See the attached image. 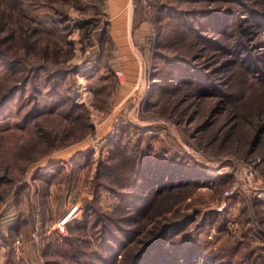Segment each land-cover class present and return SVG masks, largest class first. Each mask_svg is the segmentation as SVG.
<instances>
[{
    "label": "rangeland",
    "instance_id": "374dc122",
    "mask_svg": "<svg viewBox=\"0 0 264 264\" xmlns=\"http://www.w3.org/2000/svg\"><path fill=\"white\" fill-rule=\"evenodd\" d=\"M100 1L2 2L7 21L5 31L0 33L1 51L5 53L0 58V87L6 91L11 84L22 80L20 77L29 73V69L42 68L30 72L35 75V87L33 80H28L23 94L0 112V264H47L52 258L64 264H98L99 260L89 255L99 245L103 226L112 224L110 218L118 220L120 211L116 205L120 199L103 189L96 193L94 182L101 180L115 189L129 183L127 176L115 179L105 176L108 170L99 171V163L102 159L109 165L112 158L125 160L122 155L125 148L128 154L138 156L147 146L168 158L172 154L185 156L194 168L203 170L213 181L212 186L183 187L178 195L159 203L155 207L158 215L155 220L194 216L186 224L190 234L186 241L201 243L200 249L210 254L213 262L217 259L234 264L240 261L264 264V199L239 193L234 176L240 165L254 164L264 178L263 143L253 147L252 140L247 139L250 137L244 134L245 129L242 134H228L231 123L221 128L226 117L211 112L217 102L226 106L223 95L227 89L236 97L232 101L238 102V97L245 95L246 104L252 105L261 98L259 90L264 83L258 78L264 75V30L256 27L257 33L248 39L250 44L245 49L246 56L251 58L238 64L241 51H237L236 41L239 39L231 40L227 48L206 50L205 41L181 40L185 37L175 35L176 39L164 40L167 46L161 48L157 4L167 2L180 8H186L187 4L184 0H134L132 38L139 40L142 91L122 102L118 101L117 90L119 82H123L124 70L113 71L110 66V22L101 10ZM251 5L264 10V0H254ZM242 14L250 18L245 10ZM161 16L166 20L164 24L170 20L176 25L178 33L187 27L183 18L179 20L168 12ZM188 18L190 26L196 25L197 18ZM9 24L16 28L14 34ZM178 45L182 48L174 51L172 48ZM158 51L170 53L178 62L198 53L191 64L206 72L213 70L215 77L207 76L212 88L193 84L189 89L184 85L171 90L156 89L155 65L167 63L157 55ZM15 60L23 65L12 70L10 64ZM245 64L259 66L261 73L256 74L259 69H255V77L244 69L248 68ZM219 68L225 69L220 73ZM231 72L229 84L233 85L232 90L237 89L235 92L230 86L224 89L219 79L227 78ZM173 74L170 73L172 77ZM182 75L187 77L186 73ZM188 90L194 92L191 97L186 95ZM35 105L33 114L23 121L26 112ZM207 123L213 128L210 132L203 127ZM253 130V123L246 127V133L252 134ZM118 134H124L121 149L110 140ZM250 152L254 153L247 156ZM122 171L130 173L129 164ZM225 175H231L232 181H223ZM172 201L171 207L167 205ZM166 206L170 207L167 215ZM74 207L75 217L67 227V234L60 235L55 225ZM91 210L97 211L96 215ZM220 211L224 215L217 213ZM207 213L212 215L205 221ZM154 224L152 221L145 230ZM50 228V234L33 241L34 231L41 234ZM182 235L180 232L176 239ZM115 236L117 241L122 240L121 233ZM131 237L125 243L128 249L136 247L139 239ZM83 247L88 255L82 254ZM48 249L50 252L45 255Z\"/></svg>",
    "mask_w": 264,
    "mask_h": 264
},
{
    "label": "trees",
    "instance_id": "16d2710c",
    "mask_svg": "<svg viewBox=\"0 0 264 264\" xmlns=\"http://www.w3.org/2000/svg\"><path fill=\"white\" fill-rule=\"evenodd\" d=\"M4 1L5 0H0V33L5 31V21H7L6 14L5 12H2L1 9L2 2ZM7 1L8 0H6V2ZM184 1V3L187 4L186 8H180L179 6L168 4L167 2L157 4L159 15L157 16L159 22V37L160 40H162L160 44L161 48L167 46L165 45L164 40L176 39L175 35L185 37L181 40L196 39L201 40L202 42L205 41V45L203 47H205L206 50H214L216 48L223 49V47H228L231 40L239 39L236 41V45L239 46L237 51L241 52L237 56L239 57V61L236 63L238 64L239 62L246 61L247 58H251L246 56L247 52L245 50L246 47H248V44H250L248 39L257 33L256 27H261V29L264 30V10L255 9L251 5V3H254V0ZM224 3L229 4L226 5ZM243 10L248 13V17L250 18H245V15L243 17ZM164 12H168V15L172 17H178L179 20H182L183 18L184 24L187 26L186 29L184 28L178 33L179 28L172 24L170 20H167V24H164L166 20H164V17L161 16V14ZM190 16L197 18L196 25L190 26L191 20L188 18ZM11 17H13V15H11ZM186 21H189V24ZM193 21L194 20H192V23ZM7 23H11V21H8ZM7 26L11 25L9 24ZM173 28L176 30L172 31L171 29ZM187 28H190V30ZM12 31H14V34L16 32V28L12 27ZM244 38L247 42L244 40ZM0 40H2V38H0ZM1 47L2 46L0 44V58L1 56L3 57L5 55V53L1 51ZM178 48L182 47L178 45L172 49L176 51ZM190 48H194V46H190ZM197 54L194 53L191 55L192 58H183L179 60L180 62H178V59L171 58L170 53L166 54L164 51H158L157 55L163 57L167 63L165 62V65L163 66H159L158 63L155 65V88L158 90H168L169 88V90H171L178 85H184L186 89H189L188 87L190 85L199 84L202 86V88L211 89L212 81L207 76L212 75V77H215L214 74H212L213 70H210L211 72H206L203 69L194 67L193 64H191L192 59L197 57ZM226 64L223 65L225 68L228 67ZM22 65L23 63L20 60H15L11 62L10 68H12V70H17L21 68ZM231 65L234 64H229V66ZM245 65L248 67V70L244 67L243 68L246 71L253 73V75L255 74V69H259L256 71V74L261 73V68L259 66L254 67L247 64ZM41 68L42 67L35 66L32 69H29V73L25 74L24 77H20L22 80L11 84V86H9L6 91H3V87H0V112L5 110L6 106L11 101H13L15 97L21 96L23 94L25 91V84L28 80H33V88L35 87V75H32L30 72H32V70L38 72V70ZM224 69H220V73H222ZM172 72L174 73L173 77L170 75ZM183 73H186L187 77L183 76ZM231 74L232 72L227 76L228 80L224 76H222L224 77L223 79L219 77L222 83L221 85L224 89L225 87L228 88L229 86L230 90L233 88V85L229 84V77ZM254 76L256 77V75ZM258 79L259 82L264 83V75ZM262 87L263 89L259 90L261 98L252 105L246 104V101H244L245 95L238 97V102L235 100L232 101V99L236 97H233V95L229 92V89H227V93L223 95V101L224 103L226 102V106L220 105L217 102L211 111L212 114L218 113L219 115H224L226 117V121L223 123V125H221V128L222 126H226L231 123L230 127L228 128L231 133L228 134L233 133L234 136L238 132L242 134V130L245 129L244 134L250 137H247V139L248 142H250V139L252 140L251 144L253 147L258 145L257 143L259 142L263 143L264 146V110L262 109L264 108V102H262L264 98V85ZM232 91L235 92L237 89ZM193 93L194 92L188 90L186 95L187 97H191ZM208 93L213 92L209 91ZM215 93H217V91ZM212 95L215 96V94ZM217 96H219V94ZM36 105L26 112L23 121H26L28 117H30V114H33V109L36 108ZM260 107L261 109H259ZM254 119H256L257 122H254ZM251 123L254 125L253 133H246V127ZM209 125L210 124L207 123L203 126L207 132H210L213 129ZM241 134L239 136H241ZM123 136L124 134H118L113 136L110 140L115 143L119 149H121L123 148ZM110 140L107 142L112 144ZM148 147L149 146H147L138 156L135 154H128V149L126 150L125 148L126 152L122 153L125 160H115V158H112L113 160L110 159L112 160L111 165L108 164L107 160L103 161L104 159H102L100 161L98 166L99 171L105 169L108 170V172L104 174L105 176L113 179H115L117 176H127L129 183L127 186H123L120 189H115L111 186H106L101 182V180L94 182L96 183V193L103 189L115 195L118 200L120 199L116 205L117 210L120 211V215L118 220L115 218H110L112 224H105V226H103L102 232L99 236V245L94 248V254L89 256L94 258L95 261L99 260L98 264H101V262L102 264H234L226 261L219 262L217 259L215 262H213L210 254H206L203 252V250H201L203 248V246L200 245L201 243H190L186 241L190 235L186 229V224L190 220H194V216H188L184 219L172 221H166L165 218L155 220L158 216L156 214L155 207L159 203H163L164 200L166 202V200H168L170 197L172 198L175 195H178L179 191L184 189L183 187L196 185L212 186L213 181L209 180L211 176L206 175L203 170L194 168L192 163L185 156L172 154V156L168 158L158 152L150 151V147ZM252 153L254 152L248 153L247 156L249 154L251 155ZM113 154H115V152ZM105 162L108 165H105ZM128 164L129 169L131 170L130 173L123 172L122 169ZM231 177V175H225L223 176V181L226 179L229 180ZM116 184L119 185L118 183ZM255 200L260 203L263 202L259 201L258 199ZM92 204V202H89V205ZM172 204H174L173 201L167 205L170 206ZM169 206H166L165 208L166 215L167 211L171 207ZM150 211H153V213L150 214ZM91 213L96 215L97 211L91 210ZM217 213L219 215H224V213L221 211ZM211 215L212 214L207 213V215H205V221L208 220ZM152 221L155 222L154 226L145 230L146 226ZM130 225L135 226V228H130ZM219 225L220 229L224 227V224L222 223ZM180 232L183 234L181 239H176V236ZM118 233L123 235L122 240L120 241H117L118 238L115 236ZM131 236H138L139 239L136 242V247L133 245L128 249V245H125V243L132 238ZM2 237L5 236L3 235ZM49 252V249L46 250L45 255L49 254ZM86 253V247H83L82 254L88 255ZM119 255L121 257H119ZM88 262H90V260ZM47 264H64V262H60L56 258H52L51 260H48ZM235 264L244 263L240 261Z\"/></svg>",
    "mask_w": 264,
    "mask_h": 264
},
{
    "label": "crops",
    "instance_id": "0c3cea01",
    "mask_svg": "<svg viewBox=\"0 0 264 264\" xmlns=\"http://www.w3.org/2000/svg\"><path fill=\"white\" fill-rule=\"evenodd\" d=\"M100 7L110 22L112 39L110 40L112 44L110 66L113 71L117 68L124 70L123 82H119L117 90L118 101L126 102L138 90L142 91L140 86L142 61L138 50L139 40L132 38L134 0H101ZM103 75L105 77L107 74Z\"/></svg>",
    "mask_w": 264,
    "mask_h": 264
},
{
    "label": "built area",
    "instance_id": "2783aa9c",
    "mask_svg": "<svg viewBox=\"0 0 264 264\" xmlns=\"http://www.w3.org/2000/svg\"><path fill=\"white\" fill-rule=\"evenodd\" d=\"M119 75H122V71L117 72ZM97 137V136H95ZM234 176L236 178L235 189L239 191V193H244L250 197H257L259 199H264V178L261 177L257 171V168L254 164L251 165H240L238 170L234 172ZM76 208L70 209L61 220H59L55 225V230L60 235L67 234V227L73 221V217H75ZM52 228L46 230L39 234L38 230L33 232L32 238L33 241H39L42 237H46Z\"/></svg>",
    "mask_w": 264,
    "mask_h": 264
}]
</instances>
